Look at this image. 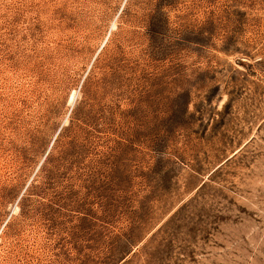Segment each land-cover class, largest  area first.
Instances as JSON below:
<instances>
[{
	"label": "rangeland",
	"instance_id": "1",
	"mask_svg": "<svg viewBox=\"0 0 264 264\" xmlns=\"http://www.w3.org/2000/svg\"><path fill=\"white\" fill-rule=\"evenodd\" d=\"M0 264H264V0H0Z\"/></svg>",
	"mask_w": 264,
	"mask_h": 264
},
{
	"label": "bare ground",
	"instance_id": "2",
	"mask_svg": "<svg viewBox=\"0 0 264 264\" xmlns=\"http://www.w3.org/2000/svg\"><path fill=\"white\" fill-rule=\"evenodd\" d=\"M74 98V97H73Z\"/></svg>",
	"mask_w": 264,
	"mask_h": 264
}]
</instances>
